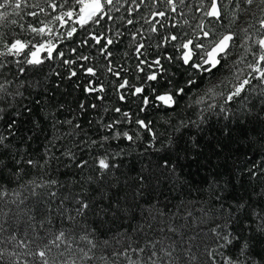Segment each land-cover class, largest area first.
I'll list each match as a JSON object with an SVG mask.
<instances>
[{"label":"snow or ice","instance_id":"6c2138e0","mask_svg":"<svg viewBox=\"0 0 264 264\" xmlns=\"http://www.w3.org/2000/svg\"><path fill=\"white\" fill-rule=\"evenodd\" d=\"M65 81L96 102L63 117ZM213 119L224 164L168 203ZM253 148L264 0H0V264H264Z\"/></svg>","mask_w":264,"mask_h":264},{"label":"trees","instance_id":"16d2710c","mask_svg":"<svg viewBox=\"0 0 264 264\" xmlns=\"http://www.w3.org/2000/svg\"><path fill=\"white\" fill-rule=\"evenodd\" d=\"M96 62L97 63L100 62L99 57H97ZM105 79L110 80L111 77L105 75ZM85 81L86 78L81 76L80 82L83 83ZM68 83L69 82L65 81L64 85L62 86L61 91H64L65 89L66 91H64L63 96L57 95V102L65 103L66 109L68 108L72 109L71 112L65 111V113L63 114V117L70 118L72 115L75 114L76 105L79 101H84L86 103L96 102V101L93 99V97L83 93L82 90L79 89L73 90L72 88H68ZM94 118H95V114L92 113L90 110L89 115L84 117L82 122L86 124V121L88 119H94ZM192 118L196 119V116L193 115ZM219 126L220 125L217 123L215 119L211 120L207 125V127L205 128L204 132L197 137L200 142V148L191 149L187 153H182L179 160H174V162L178 164L179 171L184 178V186L183 187L178 186L177 189L171 193L168 192L167 188L164 187L161 188V192H163L164 195L167 197L168 203L172 205H178V200L173 199V197H177L183 201L191 200L192 204H195L196 198L198 196H201V193L198 192L197 189L201 188L204 179L209 176V169H211L212 172H216L217 169L214 167V165L224 164L225 162L224 157L228 155L227 149L224 150L223 154L217 157L213 154L214 149L212 147V145L215 143V140L221 138L220 132L218 130ZM192 134H195L194 129L190 130V132H186L185 137L187 138L189 135ZM38 147L39 144H33V150L37 149ZM245 151H248L247 147H245ZM198 152L199 155L197 154ZM251 152L256 153V149L255 148L251 149ZM254 159H256L258 164L264 163V152L256 153ZM146 163H147V158L135 157L127 160L122 170L126 173L128 179L132 180L135 178L137 172ZM228 163L231 164V161H229ZM219 171L223 172L224 169L220 168ZM236 186L237 189H239V181L236 182ZM240 194H242V192ZM162 202H163V198H162Z\"/></svg>","mask_w":264,"mask_h":264}]
</instances>
